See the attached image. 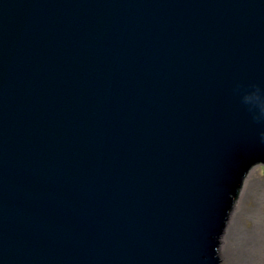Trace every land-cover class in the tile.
Here are the masks:
<instances>
[{"label": "water", "instance_id": "obj_1", "mask_svg": "<svg viewBox=\"0 0 264 264\" xmlns=\"http://www.w3.org/2000/svg\"><path fill=\"white\" fill-rule=\"evenodd\" d=\"M264 0H0V264H221L264 122Z\"/></svg>", "mask_w": 264, "mask_h": 264}, {"label": "rangeland", "instance_id": "obj_2", "mask_svg": "<svg viewBox=\"0 0 264 264\" xmlns=\"http://www.w3.org/2000/svg\"><path fill=\"white\" fill-rule=\"evenodd\" d=\"M246 188H247L246 191L247 193H245V196L243 197L244 195L243 192ZM259 197H264V165L263 164H257L253 166L252 169L247 174L243 187L240 191V194L237 200L235 201L232 212L230 213V218L229 221H227L226 228L219 239L218 255L220 257L221 264L241 263L240 261H241L242 251L244 249L240 248L237 245L239 242L237 239L238 233L232 232L233 223L230 225L229 222L232 221L236 213L237 215L239 214L236 217V219L238 220V222H240L239 230L241 234L242 232L243 234L245 233L247 234L250 233L252 230H254L255 221L252 215L253 212L257 211L259 206H262L260 207V212H263L262 215H264V210H263L264 205L262 204L259 205L258 203ZM262 199L264 202V198ZM229 235L230 238L228 239ZM223 246H225V248Z\"/></svg>", "mask_w": 264, "mask_h": 264}, {"label": "bare ground", "instance_id": "obj_3", "mask_svg": "<svg viewBox=\"0 0 264 264\" xmlns=\"http://www.w3.org/2000/svg\"><path fill=\"white\" fill-rule=\"evenodd\" d=\"M246 191H247V188L243 192L244 193L243 197L245 196V193H247ZM262 198H264V197L258 198L259 205L260 204L264 205ZM260 207H262V206H259L258 210L254 211L252 214L254 221H255V226H254V230H252L250 233H247V234L246 233L243 234V232H242V234L240 233V230H239L240 222H238V220L236 219V217L239 214L237 215L235 213V217L232 219V221L229 222L230 225L233 223L232 232L238 233L237 239L239 242L237 245L240 248L244 249L242 251L240 264H264V215H262L263 212H260ZM229 218H230V216H229ZM234 220H235V222H234ZM228 221H229V219H228ZM229 238H230V235H229L228 239ZM223 247L225 248V246H223Z\"/></svg>", "mask_w": 264, "mask_h": 264}, {"label": "clouds", "instance_id": "obj_4", "mask_svg": "<svg viewBox=\"0 0 264 264\" xmlns=\"http://www.w3.org/2000/svg\"><path fill=\"white\" fill-rule=\"evenodd\" d=\"M233 91L239 95L241 103L247 106L252 119L264 122V86L255 82L242 86L236 82ZM260 139L264 142V130L260 132Z\"/></svg>", "mask_w": 264, "mask_h": 264}, {"label": "trees", "instance_id": "obj_5", "mask_svg": "<svg viewBox=\"0 0 264 264\" xmlns=\"http://www.w3.org/2000/svg\"><path fill=\"white\" fill-rule=\"evenodd\" d=\"M241 186H242V183L240 184V186H239V188H238V191H237V193H236V195H235V198L238 197V193H239V190H240Z\"/></svg>", "mask_w": 264, "mask_h": 264}]
</instances>
